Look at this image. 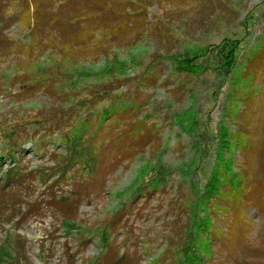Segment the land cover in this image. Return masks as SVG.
<instances>
[{
  "label": "rangeland",
  "instance_id": "374dc122",
  "mask_svg": "<svg viewBox=\"0 0 264 264\" xmlns=\"http://www.w3.org/2000/svg\"><path fill=\"white\" fill-rule=\"evenodd\" d=\"M128 1L0 0V186L23 177L0 201V264L194 262V190L215 162L229 89L246 90L229 61L239 52L258 91L234 123L249 145L235 158L247 194L211 205L201 264H264V48L247 55L253 26L241 24L264 15V0ZM185 51H196L193 75L161 60ZM116 94L128 109L77 128L72 109ZM97 129V174L75 165L62 180L67 153L56 141ZM15 145L25 153L8 160Z\"/></svg>",
  "mask_w": 264,
  "mask_h": 264
},
{
  "label": "trees",
  "instance_id": "16d2710c",
  "mask_svg": "<svg viewBox=\"0 0 264 264\" xmlns=\"http://www.w3.org/2000/svg\"><path fill=\"white\" fill-rule=\"evenodd\" d=\"M248 22H250V24L253 26L251 38L253 44L248 48L247 55H251L254 57L260 55L264 48V15L262 16L261 14L259 16H254L250 13L241 24H243L244 26V23L248 24ZM262 24L263 27L261 28V30L258 29L260 31H258L257 33L255 31L256 27L260 28ZM104 34L105 36L111 35L108 31L104 32ZM195 52L196 51H185V53L178 54L165 52L164 56L161 57V60L174 61L176 64L173 63V65L176 72L190 76L193 75V73L191 72L193 68L190 57L195 56ZM234 54L229 59V61L231 60L233 64H231L232 68L235 69L233 76L235 79H239L240 87H245L246 90H240L241 93L238 94H236L239 91L237 89L238 87L236 88V91H231L232 89H229L228 91V105H226L225 108H222L221 112L222 118L219 123V141L215 152V162L211 168V172L207 180L203 182L201 186L199 185L198 191L197 189L194 190L197 210H201V213L203 214V216L200 218L195 216V233H192L191 236L189 235L190 237L188 244L191 245L190 250L194 252V262L191 261V263L186 262L184 264H201L202 259H205L206 251L204 252L202 243L206 237L205 246H210L209 235L212 228L204 218H208V221L210 220V222H212L210 216L211 205L217 203V201L220 199H225L233 203L242 204L244 202L243 199L247 194L246 184L248 183V180L243 172L235 169V158L236 152L247 150L249 148V145L247 143L246 134L240 129H237L235 124L239 121L242 106L245 105V103L254 100L255 96L258 94V91L254 86V77L251 75L243 76V73L246 71V69L243 64H240L241 53L239 52L236 55ZM116 60L117 56L113 57V69H115L117 65ZM230 74H227L226 77H228ZM231 81L233 82L234 80L232 79ZM234 95L235 101L230 102V99L234 98ZM109 96H93L92 99H90V102L87 103V106H92L93 108L88 109L87 107L85 108V106H83V114L78 113V111L80 110L79 106L76 109H72L73 113L70 116L75 118V124H77L78 126L77 128H80L81 130H85L87 127L94 129L93 124H95L99 129L101 128L102 124H105V121L109 117L119 114L123 110L128 109L129 106H124V102L118 99V94L111 95L110 97ZM104 102L109 104V107L107 109L105 108L98 111L96 108L99 107L100 109V105ZM98 129L95 132L92 131V133H90L91 135L87 136L86 138H84L85 135H83L81 131H78V137L76 138L74 137V135L65 133L64 135H61L59 137L58 141H56L58 142V144L65 146V150L67 153V159H65L64 167H62V169L60 170V178L62 180L64 179L63 177L65 170L69 171L70 168L75 165L77 166L78 170L80 169L82 171L83 176L85 175L88 177H93L97 174L99 170L97 169V160L95 159V157H92L88 149H91V147H93L90 145V143H93ZM79 141H81V144H78ZM37 144H35V146H37ZM34 148L35 149L33 152H38L41 149V147L39 146ZM6 153L7 157L9 158L8 160L18 161L17 158H22L25 150L21 149L19 145H15L6 150ZM5 177L6 179L4 181V184L0 186V201L3 200L2 194H4L5 187H10L8 192L12 193L15 189L19 190V188L22 186L23 177L18 173L11 175L7 174ZM149 189L152 190L153 188ZM143 190L144 191L142 193V196L146 198L145 195L147 190ZM133 201L134 199H131L129 203Z\"/></svg>",
  "mask_w": 264,
  "mask_h": 264
}]
</instances>
